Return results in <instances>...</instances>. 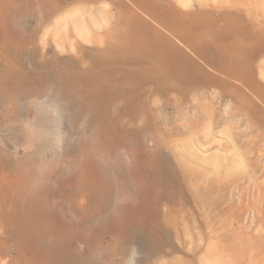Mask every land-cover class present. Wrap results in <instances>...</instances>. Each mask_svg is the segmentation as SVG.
Masks as SVG:
<instances>
[{"label": "rangeland", "instance_id": "obj_1", "mask_svg": "<svg viewBox=\"0 0 264 264\" xmlns=\"http://www.w3.org/2000/svg\"><path fill=\"white\" fill-rule=\"evenodd\" d=\"M0 7L6 47L0 49V106L46 101L70 130L66 138L59 121L49 128L44 112L36 114L29 102V112L0 117V163L16 173V155L35 161L30 173L45 172L48 186H0V264H264V103L251 97L263 110L261 121L253 120V105L236 111L230 97L211 90L163 97L144 81L118 80L96 90L80 80L94 76L91 68L102 69L101 48L91 38L114 26L103 13L106 2L0 0ZM48 28L70 31V46L51 44ZM32 47L37 50L29 54ZM68 66L75 83L70 94L53 81ZM261 83L264 89V76ZM108 125L119 133L106 135ZM81 147L113 179L111 223L82 219L52 187V178L77 172L64 156H77ZM98 191L106 202L105 188ZM141 198L149 205L146 218L119 234L116 218Z\"/></svg>", "mask_w": 264, "mask_h": 264}, {"label": "crops", "instance_id": "obj_2", "mask_svg": "<svg viewBox=\"0 0 264 264\" xmlns=\"http://www.w3.org/2000/svg\"><path fill=\"white\" fill-rule=\"evenodd\" d=\"M84 1L106 2L103 13L114 23L100 32V44L91 38L101 47L106 80L144 81L163 97L211 90L239 112H248L253 96L264 103V0ZM254 108L253 120L263 121V110Z\"/></svg>", "mask_w": 264, "mask_h": 264}, {"label": "bare ground", "instance_id": "obj_3", "mask_svg": "<svg viewBox=\"0 0 264 264\" xmlns=\"http://www.w3.org/2000/svg\"><path fill=\"white\" fill-rule=\"evenodd\" d=\"M60 1L54 2L52 5V10L53 12H56L60 9L59 6ZM2 6V5H1ZM257 7V6H256ZM1 8V7H0ZM2 9V8H1ZM10 10V9H9ZM4 12V10H3ZM2 12V14H3ZM9 12V11H8ZM7 12V13H8ZM6 13V12H5ZM6 13V14H7ZM4 16V15H3ZM5 18V17H4ZM2 20V19H1ZM13 20V19H12ZM3 22V21H2ZM1 22V23H2ZM5 22V21H4ZM6 24V23H5ZM2 25V24H1ZM13 25V24H12ZM11 28V27H10ZM8 29V27H7ZM3 30V29H2ZM15 31V30H14ZM10 32V31H9ZM35 32V31H34ZM45 34L47 35L48 40L51 41V44L55 45H63V46H70V36H71V32L70 31H66V33L64 34H58L57 31H55V29L53 30H48L45 32ZM32 35V33H31ZM102 35V34H101ZM10 35H8L9 38ZM12 36V35H11ZM27 36V35H26ZM40 36V35H39ZM7 38V37H6ZM21 38V37H20ZM128 39V38H127ZM130 39V38H129ZM47 40V41H48ZM21 41V40H20ZM24 41V40H23ZM101 40L99 39V41L97 43H99ZM25 42V41H24ZM41 42V41H40ZM43 42V41H42ZM3 43V42H2ZM95 43V42H94ZM100 44V43H99ZM40 45V44H39ZM38 45V46H39ZM43 45H46L43 43ZM41 46V45H40ZM103 46V45H102ZM4 44L0 45V49L5 51ZM39 48V47H38ZM101 48V47H100ZM103 48V47H102ZM22 49V48H21ZM35 49L36 47H32L31 49L28 48L29 50V54L35 53ZM41 49V48H40ZM37 50V49H36ZM17 52V51H16ZM126 52V51H125ZM10 55V54H9ZM101 55V52H100ZM47 56V55H46ZM22 57V56H21ZM40 57V55H39ZM110 57V56H109ZM53 58V56L51 57ZM158 58V57H156ZM180 58V57H179ZM58 59V58H57ZM149 59V57H148ZM147 60V59H145ZM58 61V60H57ZM182 61V60H181ZM24 62V61H23ZM149 62V60H148ZM42 63V62H41ZM61 63V62H60ZM68 63V62H67ZM66 63V64H67ZM110 63V62H109ZM114 63V62H113ZM134 63V62H133ZM180 63V61H179ZM59 64V63H58ZM63 64V63H62ZM65 64V66H66ZM70 64V63H69ZM82 64V63H81ZM84 64V63H83ZM107 64V62H106ZM127 64V63H126ZM125 64V65H126ZM122 65V64H121ZM130 65V64H127ZM136 65V63H135ZM22 66V65H21ZM44 66V65H43ZM64 66V65H63ZM82 66V65H81ZM87 66V65H86ZM23 67V66H22ZM74 67V66H73ZM83 67V66H82ZM134 67V66H133ZM139 67L141 69L144 68H149L148 65L146 67H144V63H139ZM50 68V67H49ZM130 68V67H129ZM138 68V67H137ZM40 69V68H39ZM78 69V68H77ZM85 70V69H84ZM91 70H93L94 76L89 75L86 76L85 79H81L80 83L81 84H86L87 86H90L91 88H94L96 90H101V84L106 80L105 75L106 73L104 71H95L94 68H91ZM139 70V69H138ZM56 73V72H55ZM48 74V73H47ZM53 74V73H52ZM132 74V73H131ZM136 74V73H134ZM45 75V74H44ZM130 75V74H129ZM1 76V74H0ZM131 77H133V75H130ZM40 77V76H39ZM140 77V75H139ZM74 80L73 75H72V70L71 67L68 66V68L66 69V71H64L63 73H59V74H55L53 81L56 84V86L58 87V89L67 92L68 94H70V91L72 89H74V84L72 83ZM117 80V79H116ZM124 81V80H123ZM126 81V79H125ZM191 81V80H190ZM192 83V82H191ZM189 97V96H188ZM107 101V100H106ZM29 102L30 103H34V106L36 107L35 113L37 114L38 111H43L44 112V116H45V123L49 125V128H53L56 127L58 121L62 124L61 127L58 126L60 128V134L64 137H69L70 135V130L66 124V122L63 120L64 118H62V116L60 117L58 110L56 107L51 106L50 104H48L46 101H42V102H38L36 98H28L26 99V101H23L21 104L24 106V108L26 109V112L28 111V108H30L28 105L26 106L25 103ZM7 105H2L0 106V117H4V118H8V117H16L17 115H19V113L22 111V109L18 108L16 105L11 106V102L10 100H6ZM9 105L12 107L11 110L8 109ZM113 110V109H112ZM110 111V110H109ZM25 112V111H24ZM119 113V112H118ZM41 114V113H40ZM117 114V113H116ZM128 115V114H127ZM116 117V115H114ZM117 118V117H116ZM44 119V118H43ZM115 120V118H114ZM117 120V119H116ZM121 120V118H120ZM114 122V121H113ZM125 122V121H124ZM123 123V122H122ZM53 125V126H52ZM123 126V125H121ZM105 131H108L106 133V135L108 136H112V135H116L119 133V131H117L116 126H105L103 127ZM63 129V130H62ZM128 129V128H127ZM189 133V132H188ZM187 133V134H188ZM198 134V133H197ZM195 135V134H194ZM199 136V134H198ZM116 137V136H114ZM187 137V136H186ZM197 137V136H196ZM188 138V137H187ZM117 143V142H116ZM120 144V143H119ZM122 146V145H121ZM124 147V146H123ZM87 150L83 147H81V149L79 150L77 156H71V155H65L64 157H66V161H68V163H70L73 167L76 165L77 166V172L74 175H68L67 172L65 171L64 173H62L65 177L59 178V179H55L52 178V180H50L51 182L54 181L53 184V188L57 189L60 192H63V198H65V200H69L75 207V210L77 211V213L82 217V219H94L96 217H101L106 219V221L108 223H111V218L108 216L107 210L109 207V199H110V195L112 193L113 190V179L110 177V175L108 173H106V171L104 170V168L98 163L96 162L94 159L92 158H88L85 155V152ZM177 153V152H175ZM177 156V155H176ZM179 156V155H178ZM16 161V164L18 166V170L15 171L13 170V168L10 171H7L6 169H8L6 162H2L0 163V186H9V187H18V186H35V187H39V188H43L47 190V185L45 183V179H46V174L45 172H43L42 174L39 175H33L32 173H30V171L36 166V162L35 161H31L27 158H22V156H18L16 155V159H14ZM65 161V162H66ZM63 163V162H62ZM136 163V162H135ZM137 164V163H136ZM56 167V163H52L50 165H48V174H50L52 172V170ZM113 167V166H112ZM59 171V169H58ZM61 171V170H60ZM109 172V171H107ZM110 173V172H109ZM59 174V173H58ZM139 174L136 173V176L138 177ZM52 177V176H50ZM140 178V177H139ZM134 181V180H133ZM50 182V184H51ZM138 182V181H137ZM133 184V183H132ZM104 187L106 190V202H104V199L102 197V195L100 194V192L98 191V187ZM51 187V188H52ZM50 188V189H51ZM52 190V189H51ZM48 191V190H47ZM43 193V192H42ZM44 194V193H43ZM45 195V194H44ZM108 195V198H107ZM48 198V197H47ZM142 199V198H141ZM147 201L145 198L142 199V202L139 204V206L135 207V208H129L123 211V213L121 214L120 217L116 218L119 219L115 222L114 225H116V230L120 233H124V231L126 230V228H128V226L135 222L138 221L139 219H144L146 218V213H147ZM37 207V206H36ZM131 207V206H130ZM41 209V208H39ZM79 217V216H78ZM55 218V217H54ZM114 219V218H112ZM103 220V219H102ZM115 221V219H114ZM113 221V223H114ZM141 223V222H140ZM135 224V223H134ZM114 225H112L114 227ZM46 228V226H45ZM57 228V227H56ZM102 228V227H101ZM50 229V228H49ZM62 229V228H61ZM104 229V228H103ZM130 229V228H129ZM24 230V229H23ZM63 230V229H62ZM65 230V229H64ZM63 230V231H64ZM72 230V229H71ZM100 230V229H99ZM98 230V231H99ZM54 231V230H53ZM61 231V233L63 232ZM96 231V229H95ZM104 231V230H101ZM112 231V230H111ZM51 232V231H50ZM59 232V231H56ZM91 232V231H90ZM105 232V231H104ZM114 232V231H113ZM126 232V231H125ZM66 233V232H65ZM116 233V232H115ZM49 234V233H48ZM103 234V233H102ZM105 234V233H104ZM99 235V233H98ZM122 235V234H121ZM50 236V235H49ZM123 236V235H122ZM121 236V237H122ZM102 237V235H101ZM16 240V239H15ZM28 241V240H27ZM63 241V240H62ZM98 241V240H97ZM35 242V241H34ZM70 242V241H69ZM28 244V243H27ZM1 245V244H0ZM29 245V244H28ZM34 245V244H33ZM20 246H23V244ZM27 247V246H26ZM25 247V249H26ZM36 250L37 244L36 246L34 245ZM38 248V247H37ZM50 249V248H49ZM24 250V248H23ZM22 250V251H23ZM31 250V249H29ZM21 251V250H20ZM25 251V250H24ZM51 251V249H50ZM36 252H38V250H36ZM24 253V252H23ZM33 253V252H32ZM24 255V254H23ZM35 255V254H34ZM39 255V254H37ZM36 255V256H37ZM40 257V256H38ZM38 259V258H37ZM38 261V260H37ZM36 261V262H37ZM44 261V260H43ZM51 261V260H50ZM35 262V263H36ZM42 262V261H40ZM31 263V262H30ZM51 263V262H50ZM41 264V263H40ZM174 264V263H173Z\"/></svg>", "mask_w": 264, "mask_h": 264}]
</instances>
